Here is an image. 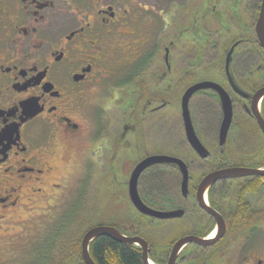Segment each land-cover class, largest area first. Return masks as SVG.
<instances>
[{"label": "flooded vegetation", "instance_id": "af4514ba", "mask_svg": "<svg viewBox=\"0 0 264 264\" xmlns=\"http://www.w3.org/2000/svg\"><path fill=\"white\" fill-rule=\"evenodd\" d=\"M260 3L0 0V256L18 210L49 200L60 214L74 195L93 190L104 193L105 205L130 209L133 218H109L108 226L144 245L104 238L121 248L109 253L116 256L110 264H123L120 255L131 253L137 264H264V176L219 180L198 192L206 176L221 170L264 171L257 121L258 115L264 123V97L252 98L264 88V50L254 32ZM234 45L230 73L242 94L224 73ZM217 62L220 78H202ZM202 82L220 86L231 104L221 137L217 92L206 89L189 100L205 158L189 145L180 109L184 92ZM160 155L185 164L186 186L176 167L154 165L139 175L137 194L150 210L181 212L177 218L144 216L129 197L134 168ZM119 174L125 181L113 187ZM60 198L67 200L53 206ZM53 216L43 219L34 238L42 239ZM81 239L65 253L71 264H85ZM97 239L88 247L94 264ZM24 246L32 251L31 241ZM14 250L0 264H35Z\"/></svg>", "mask_w": 264, "mask_h": 264}, {"label": "rangeland", "instance_id": "374dc122", "mask_svg": "<svg viewBox=\"0 0 264 264\" xmlns=\"http://www.w3.org/2000/svg\"><path fill=\"white\" fill-rule=\"evenodd\" d=\"M255 1V0H253ZM259 1V0H257ZM248 4V3H247ZM246 18L248 20V25L251 29H253V21L250 17V14L246 11L245 12ZM225 24L224 19L222 20V24ZM243 25V24H241ZM242 27V26H240ZM215 65V66H212ZM212 66V67H211ZM220 63L210 64L209 68L206 69V76L202 78L210 77L209 75H213L217 79L220 78ZM177 108V106H176ZM178 110V108H177ZM178 114V112H177ZM176 119H179L178 116ZM178 123V122H177ZM124 167L123 164L118 163L117 168ZM122 175L119 174L117 178L112 179L113 187L116 185L117 187H120L119 184L123 183L125 179H122ZM98 183V180H96ZM115 191L119 192L120 189H112L111 192H113L112 197L115 198L116 194ZM59 193H57L56 196H58ZM54 197V196H53ZM71 195H67V199H70ZM72 203L70 206H66L62 213L60 214H54L56 211L55 209H52L48 207V201H40L38 205L35 206H27L23 209H20L16 212L15 217L8 223L7 225V234L5 237H8L9 240L5 239L1 242V248L3 249L2 254L0 256V262H3L5 260H8L9 253L7 250H11L12 248H15V251H18V253L22 255H29L28 258H30L31 262H34L35 264H42V254L48 249L49 245L52 243V240L54 242H58L60 238H46L47 231L49 233L54 234L56 229L62 224L68 222L71 219V217H74L77 221V233L78 236L76 237H69V241L65 242L64 244H61V250L59 252V256L61 257L62 264H71L72 259L67 257L65 253L72 251V245L76 244L77 241H80L81 236L83 233H85L87 230L97 227V226H108L110 223L109 218L112 219V222L115 218H117L119 215H123L127 219L133 218V214L131 213L130 209L123 208L119 204H114L113 206L105 205L104 199L106 198L104 193L99 192L96 193L93 190H89L85 194H76L73 197ZM67 199L60 198L59 200H51L53 206L55 204H60V202H64ZM107 200V199H106ZM54 208V207H53ZM81 215H80V210ZM109 210H110V216H109ZM60 211V210H59ZM54 214V216H53ZM52 217L51 221L48 222L45 226V230L43 233V236L40 238L33 237L36 230H39V227H41L44 220L50 217ZM81 233V235H79ZM55 235V234H54ZM80 236V238H79ZM28 238H31L30 240ZM15 239V240H14ZM14 240L15 245L12 247H9V243H11ZM27 241H31V252L26 253V250H24V245L27 243ZM27 247V246H26ZM16 257V255L14 256ZM7 264V262H5Z\"/></svg>", "mask_w": 264, "mask_h": 264}, {"label": "water", "instance_id": "95a60500", "mask_svg": "<svg viewBox=\"0 0 264 264\" xmlns=\"http://www.w3.org/2000/svg\"><path fill=\"white\" fill-rule=\"evenodd\" d=\"M254 32L257 38V41L259 42L261 48L264 50V0H261L260 6H259V12L258 16L256 19L255 27H254ZM236 45H234L228 54L226 55L225 58V64H224V73L227 77V80L229 84L232 85V87L235 88L237 92L242 94L241 91H239L234 85L233 78L230 73V63H231V55L233 52V49ZM206 89H213L214 91L217 92L219 101L222 107L223 111V120H222V126L220 130V136L225 137V134L229 128V124L231 122V104L230 100L225 93V91L218 85L210 82H202L195 84L191 87H189L184 94L181 97V103H180V109H181V118L183 122V128L185 132V137L189 143V145L192 147V149L198 154L201 158H205L208 153L205 151V149L201 146V144L198 142L193 128L191 124V120L189 117V100L192 97L194 93L201 92ZM264 97V88H261L258 90L255 95L252 97L256 102L259 101ZM257 121L264 133V123L261 120V118L257 115ZM154 165H165V166H172L176 167L182 174H183V184L186 186V177H187V170L185 167V164L181 162L179 159L174 158V157H168V156H153L149 157L139 164L134 168L130 180H129V197L131 200V203L133 204V207L137 212L140 214L147 216V217H156L159 219H169V218H177L180 217L182 214L181 212H175L173 213H159L153 210L148 209L140 200L138 194H137V189H136V183L139 175L141 174L142 171L145 169L154 166ZM251 175H260L264 176V171H253V170H246V169H238V168H231V169H225L221 170L215 173H212L208 176H206L200 183L199 185V194H203L206 192V190L215 183L216 181L219 180H226V179H235V178H241V177H247ZM201 207L205 208L203 205ZM212 213V212H211ZM215 215L214 213H212ZM218 228V226H217ZM100 237H106V238H111L112 240L118 242V243H138L142 244V242H138L135 239H125L127 237L123 236L117 229L114 227L110 226H97L93 227L89 230H87L81 239V255L82 259L84 260L85 264H94L93 261L91 260L89 256V251L88 247L89 244L96 238ZM189 238V237H188ZM184 241L178 242L174 249L173 253L182 245ZM145 244V243H144ZM144 246V245H143ZM145 260V258H144Z\"/></svg>", "mask_w": 264, "mask_h": 264}, {"label": "trees", "instance_id": "16d2710c", "mask_svg": "<svg viewBox=\"0 0 264 264\" xmlns=\"http://www.w3.org/2000/svg\"><path fill=\"white\" fill-rule=\"evenodd\" d=\"M80 210V208H79ZM81 215V210L79 211ZM77 220L74 217H71L69 223L66 222L60 225L56 231L55 235L49 233L47 231L46 238H60V240L56 243L52 240V243L49 245L48 249L42 254V264H56L60 261L59 252L62 251L60 245L64 244L65 242L69 241V237H76L78 236L76 227H77ZM48 224V223H47ZM84 234V233H83ZM82 234V236H83ZM81 235V233H79ZM81 236V238H82ZM80 238V236H79ZM103 238V239H101ZM106 237H100L99 239L95 240L92 244V249L95 252V256L99 264H110L108 261L110 258L114 259L116 256L109 255L112 252H119L120 254V247H117L113 243L111 244L110 241L104 239ZM122 258L123 264H137V257L131 253L128 255L129 257H125L123 254L120 255Z\"/></svg>", "mask_w": 264, "mask_h": 264}]
</instances>
